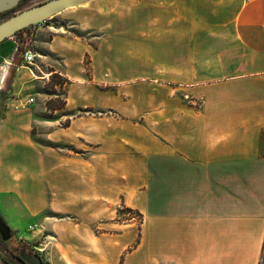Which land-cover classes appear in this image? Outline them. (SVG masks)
<instances>
[{"label": "crops", "instance_id": "0c3cea01", "mask_svg": "<svg viewBox=\"0 0 264 264\" xmlns=\"http://www.w3.org/2000/svg\"><path fill=\"white\" fill-rule=\"evenodd\" d=\"M66 11L60 19L72 26L33 27L31 68L22 57L14 62V36L0 43V91L11 76L0 118V204L7 196L94 226L112 224L124 199L144 215L134 252L146 250L145 260L136 264H264V0L140 1L143 44L180 47L182 37L199 50L183 63L196 73L181 82L155 73L145 91L126 88L125 41L121 50L91 37L112 14ZM53 74L68 80L66 106L49 113ZM80 109L92 113L74 116Z\"/></svg>", "mask_w": 264, "mask_h": 264}, {"label": "rangeland", "instance_id": "374dc122", "mask_svg": "<svg viewBox=\"0 0 264 264\" xmlns=\"http://www.w3.org/2000/svg\"><path fill=\"white\" fill-rule=\"evenodd\" d=\"M45 1L47 0H30L27 4L22 6L20 10L36 6ZM140 1L146 3L150 1L153 2L154 0H139V2L136 0H94L90 3L70 9L66 11V14L70 16L77 12L85 13L86 10L90 8H100L102 12H110V14H112V19L106 31L96 28L91 37H100L103 35L106 41L111 44H116V47L121 44V50L123 41H125L127 51L125 83L128 90L143 89L145 91L149 89L151 84H153L151 80L155 76V73H170L176 75L178 76L179 82L182 81L184 72L187 73L188 77L192 76L193 73H196L197 66L189 67L185 66L183 63L190 57H197L199 50L197 48L184 47L187 43L183 41L182 37L176 38V40H178L177 44L181 45L180 47L150 48L149 44L147 45L141 42V31L137 29V23H139L141 19V16L137 12V9L140 10ZM124 15H126L125 18ZM62 16L64 15L61 13L57 14L55 17L48 19V22L63 27H65L64 25L68 27L73 25L70 24L68 20L65 21L68 23L64 24L60 19ZM124 19L126 20V26L123 25ZM71 29L73 33L76 35L79 34L80 37H85L87 34L86 32H80L75 26L71 27ZM82 34L84 35L82 36ZM30 35L32 39L30 43L28 42V46L30 45L33 47L35 29L31 28ZM142 35L149 36V33H143ZM195 35L196 34H194V36L192 35V44H194L193 42L197 39V37L195 39ZM14 38L18 42L17 35H15ZM97 40L99 39L97 38L94 40L95 44ZM90 63V59L86 57L85 67L89 76L91 73ZM58 75L59 76L51 77L45 84V88H47L48 85L54 90L56 88L57 94L52 95V97L48 99L54 103L52 105H61L62 102L66 100V81L68 80L62 75ZM10 83L11 76L7 78L6 87L0 91V118L5 113V99L10 97ZM159 86L167 88L164 83L163 86L160 84ZM98 87L101 89L111 88L110 86L101 85ZM189 103L195 106L199 105V103L195 101H189ZM134 110L133 107L131 111ZM85 112L92 113V110L80 109L75 111L73 115L80 116ZM68 122L69 119H67L64 125H68ZM65 149L70 153L77 152V150L71 146H67ZM2 202L3 203L0 204V214H2L5 221L10 226L15 243L26 242L31 247L35 248L45 259L46 264H88V260L93 256H95L96 259H101V264H136L137 262L143 263L145 260L146 250L141 249L134 252L141 243L144 215H139L141 212L127 205L124 199H122L121 203L114 209L115 215L112 224H105L107 222L105 221L99 222L100 224L98 223L94 226L87 222H84L80 226H76L78 220H73L69 216L67 217L61 213H54L48 209H29L27 205L20 202L18 199H11L7 196H3ZM33 225L36 226L35 231L30 229V226ZM109 228L111 231H108ZM102 230H105L104 232L106 233L100 234L103 232ZM95 234L103 240L99 241ZM105 244L109 246L108 250L102 247V245ZM148 248L149 241H147V249ZM3 251L4 247L0 239V253L2 255L4 254ZM130 253L131 256L129 255ZM0 264L6 263L0 258Z\"/></svg>", "mask_w": 264, "mask_h": 264}, {"label": "water", "instance_id": "95a60500", "mask_svg": "<svg viewBox=\"0 0 264 264\" xmlns=\"http://www.w3.org/2000/svg\"><path fill=\"white\" fill-rule=\"evenodd\" d=\"M21 1L22 0H0V14L13 10L19 6ZM91 1L92 0H47L36 6L20 10L0 21V43L15 36V34L19 31L35 27L48 19L55 17L57 14L87 4ZM0 234L6 242L9 241L11 228L1 214ZM28 261L30 264H35L32 260ZM38 261L42 263L40 257H38Z\"/></svg>", "mask_w": 264, "mask_h": 264}, {"label": "flooded vegetation", "instance_id": "af4514ba", "mask_svg": "<svg viewBox=\"0 0 264 264\" xmlns=\"http://www.w3.org/2000/svg\"><path fill=\"white\" fill-rule=\"evenodd\" d=\"M0 239L4 247V254L2 255L0 253V258L6 264H30L28 260H32L35 264H46L45 259L35 250V248L31 247L26 242L15 243L12 231L8 242L3 239L1 234ZM38 257L41 258L42 263L38 261Z\"/></svg>", "mask_w": 264, "mask_h": 264}, {"label": "trees", "instance_id": "16d2710c", "mask_svg": "<svg viewBox=\"0 0 264 264\" xmlns=\"http://www.w3.org/2000/svg\"><path fill=\"white\" fill-rule=\"evenodd\" d=\"M29 1L30 0H22L21 3L19 4V6H17L13 10H10L8 12L0 14V21L4 20L7 17H9V16L15 14L16 12L20 11L21 7L24 6L25 4H27ZM47 22H48V20L45 21L44 24H46ZM30 30H31V28H27V29L19 31V32H17L15 34L18 37V45H17L18 49H17V53H16L14 61L17 64H19V62L21 61L22 54L25 51L26 47L28 46V42H30V40L32 39V37L30 35ZM53 76H59V75L58 74H53L52 77ZM46 90L49 91L48 93L51 94V95H56L57 94L56 93V88L54 90L50 85L47 86ZM52 104H54V103L51 102V100H47L46 101V107H47V110H48L49 113H54L55 110L63 109L65 107V105H66V100H64L61 105H52ZM263 135H264V130L262 132V138H263ZM263 140H264V138H263ZM139 215L142 216L143 214L140 213Z\"/></svg>", "mask_w": 264, "mask_h": 264}, {"label": "built area", "instance_id": "2783aa9c", "mask_svg": "<svg viewBox=\"0 0 264 264\" xmlns=\"http://www.w3.org/2000/svg\"><path fill=\"white\" fill-rule=\"evenodd\" d=\"M41 24H44V22ZM37 58H38V53L33 49L32 46L29 45L26 47L25 51L22 54V63L27 68H31L32 66H34L36 64ZM32 102H33V99H29L26 103L22 104L20 107L22 109H24V108L28 107V105ZM30 229L32 231H35L36 226L35 225L30 226Z\"/></svg>", "mask_w": 264, "mask_h": 264}]
</instances>
